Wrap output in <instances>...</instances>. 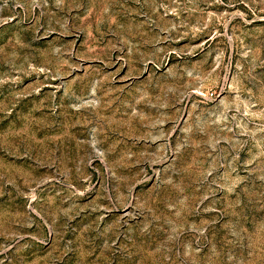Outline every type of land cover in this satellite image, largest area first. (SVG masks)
<instances>
[{
	"label": "rangeland",
	"instance_id": "374dc122",
	"mask_svg": "<svg viewBox=\"0 0 264 264\" xmlns=\"http://www.w3.org/2000/svg\"><path fill=\"white\" fill-rule=\"evenodd\" d=\"M0 264H264V0H0Z\"/></svg>",
	"mask_w": 264,
	"mask_h": 264
}]
</instances>
